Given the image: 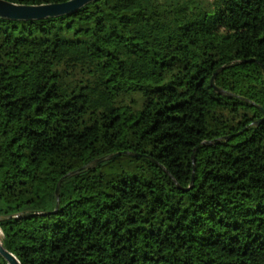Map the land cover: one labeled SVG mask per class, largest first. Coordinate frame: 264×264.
Here are the masks:
<instances>
[{"label": "trees", "instance_id": "16d2710c", "mask_svg": "<svg viewBox=\"0 0 264 264\" xmlns=\"http://www.w3.org/2000/svg\"><path fill=\"white\" fill-rule=\"evenodd\" d=\"M0 217L21 264H264V0L0 17Z\"/></svg>", "mask_w": 264, "mask_h": 264}, {"label": "water", "instance_id": "95a60500", "mask_svg": "<svg viewBox=\"0 0 264 264\" xmlns=\"http://www.w3.org/2000/svg\"><path fill=\"white\" fill-rule=\"evenodd\" d=\"M93 0H64L60 2H49L41 4H20L8 0H0V17L13 20H31L54 17L63 14H70ZM219 68L218 70H220ZM219 90V89H218ZM116 153H110L94 159L91 163L95 166L97 163L107 160ZM77 171V170H76ZM72 171L70 173H74ZM59 182L56 185L55 193L58 196ZM2 217H0L1 219ZM0 254L8 264H21L17 256L6 249L0 240Z\"/></svg>", "mask_w": 264, "mask_h": 264}, {"label": "rangeland", "instance_id": "374dc122", "mask_svg": "<svg viewBox=\"0 0 264 264\" xmlns=\"http://www.w3.org/2000/svg\"><path fill=\"white\" fill-rule=\"evenodd\" d=\"M128 96L125 97V101L127 100ZM0 237H1V231H0Z\"/></svg>", "mask_w": 264, "mask_h": 264}]
</instances>
